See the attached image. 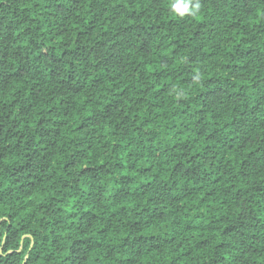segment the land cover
<instances>
[{
  "label": "trees",
  "instance_id": "obj_1",
  "mask_svg": "<svg viewBox=\"0 0 264 264\" xmlns=\"http://www.w3.org/2000/svg\"><path fill=\"white\" fill-rule=\"evenodd\" d=\"M175 2L0 0V264H264V0Z\"/></svg>",
  "mask_w": 264,
  "mask_h": 264
},
{
  "label": "clouds",
  "instance_id": "obj_2",
  "mask_svg": "<svg viewBox=\"0 0 264 264\" xmlns=\"http://www.w3.org/2000/svg\"><path fill=\"white\" fill-rule=\"evenodd\" d=\"M172 8L181 17L186 14L195 16L200 11L201 5L199 0H196L194 4L192 0H178L172 4Z\"/></svg>",
  "mask_w": 264,
  "mask_h": 264
}]
</instances>
